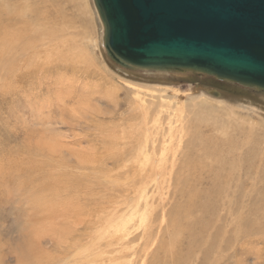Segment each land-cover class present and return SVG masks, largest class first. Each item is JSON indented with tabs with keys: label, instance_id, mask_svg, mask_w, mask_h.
<instances>
[{
	"label": "rangeland",
	"instance_id": "rangeland-1",
	"mask_svg": "<svg viewBox=\"0 0 264 264\" xmlns=\"http://www.w3.org/2000/svg\"><path fill=\"white\" fill-rule=\"evenodd\" d=\"M16 1L18 7H12ZM0 8V17L13 29L8 33L17 38V45L6 49L11 53L0 55V264H174L181 259L167 253L171 229L160 230V243L149 248L142 263L134 256L144 242L136 241L142 227L125 239L126 220L137 223L140 215L126 210L133 211L139 202L141 209L162 213L156 181L133 184L130 175L125 177V160L136 167L135 151L142 140L136 92L146 103L160 102L147 94V87L166 94L164 104L173 95V105L194 120L189 126L191 133L197 132L194 138L187 133L185 140L211 137L222 147L216 155L198 153L194 172L176 161L163 184L165 209L184 201L189 184L199 179L195 189L201 196L211 194L218 201L224 196L219 192L228 191L243 216L248 206L237 203H254L255 227L264 229V205L258 204L264 202L263 93L201 73L118 66L102 47V24L93 0H0ZM43 37L45 44L39 46ZM210 126L217 130L211 132ZM119 235L125 241L106 246ZM181 239V253L188 245L194 248H189L192 257L180 264H234L238 257L243 264H264V232L237 234L230 250L236 248L238 256L232 259L227 255L219 260L213 250L202 258L204 247ZM258 247L260 254H253Z\"/></svg>",
	"mask_w": 264,
	"mask_h": 264
},
{
	"label": "water",
	"instance_id": "water-1",
	"mask_svg": "<svg viewBox=\"0 0 264 264\" xmlns=\"http://www.w3.org/2000/svg\"><path fill=\"white\" fill-rule=\"evenodd\" d=\"M107 57L201 73L264 94V0H93ZM129 65V66H127Z\"/></svg>",
	"mask_w": 264,
	"mask_h": 264
},
{
	"label": "bare ground",
	"instance_id": "bare-ground-1",
	"mask_svg": "<svg viewBox=\"0 0 264 264\" xmlns=\"http://www.w3.org/2000/svg\"><path fill=\"white\" fill-rule=\"evenodd\" d=\"M7 2H8V0H7ZM1 3L5 4L6 2H1ZM18 5H19V2H17L16 5H12V7H15V6L18 7ZM6 7H7V4H6ZM1 8H2V6H1ZM7 9H9V8H7ZM6 11L9 14L13 13V12H10L9 10H6ZM3 12H5V11H3ZM8 13H6V14H8ZM50 14H51V12L49 13V15ZM6 20H9V19H6ZM11 20L16 22L15 17H13ZM40 20L41 19H39L40 24L44 23V22H41ZM18 21H20V20H18ZM45 21H46V18H45ZM16 23H15V25H16ZM45 23H47V22H45ZM52 23H54V22L52 21ZM63 23H62V25H63ZM65 23H67V22H65ZM8 24H7V22H5V20H3L0 17V34L2 36V38L0 39V43L2 42L1 44L4 45L2 48H0V55L3 54L5 57L7 56V52L9 51V49H11V47L13 45L14 46H15V44L17 45V43L13 44V42L17 41L16 36H13L12 34L8 33V30L11 28V25L8 28ZM101 24H102V22H101ZM12 26H14V25H12ZM18 27H20V26H18ZM23 27H25V26H23ZM26 27H27V25H26ZM43 27H45V26H43ZM20 28H22V27H20ZM38 28L39 27H37L36 29H38ZM36 29H34V30H36ZM39 29H41V28H39ZM66 29L68 30L67 27H66ZM11 30H13V29L11 28ZM27 30H28V28H27ZM44 30L42 32H44ZM16 31H17V28H16ZM29 31H30V29H29ZM33 33H36V32H33ZM67 33H68V31H67ZM19 35L20 34H18V37H19ZM60 35H61V33H60ZM62 35H63V33H62ZM42 39H44V37L41 38V42H40L39 46H43L45 44V42ZM53 41H55V40H53ZM103 42H104V37H103V25H102L101 43H102V47L104 48ZM20 43L21 42H19V44ZM26 43L29 44L27 40H26ZM7 48H9L8 51L6 50ZM43 48L44 47H42L41 49H43ZM46 49L47 48L45 47V50ZM104 50H105V48H104ZM16 52H18V50ZM9 64H10V62H9ZM127 66H129V65H127ZM137 69H139V68H137ZM3 75H1V76H3ZM2 82H4V81H1V83ZM135 86H138L139 88H144L141 85H135ZM146 90H148L147 94L151 95L153 98H157V100H159L160 102H155L156 99H150L152 101L146 103L147 98H143V97H140L137 95V94L141 95V93H139V91L136 92V96L134 95L135 96L134 99L137 100L135 105L138 103V105H136V108L139 109V111L137 113L142 118L141 124H137V126H138L137 129L142 134V140L138 142L136 151L134 149H132L135 151V153L137 155L136 156L137 159L134 163H136L138 166L137 165H136V167L132 166L129 163L130 161L125 156V159H127V161L125 160V177H129V175H130V178H133V184L136 181L143 182L144 179H147V178H149V180H148L149 183L156 181L157 182V189L160 193L157 201H158V204L160 202V204L158 206L161 207L162 213H160V211H158L159 212L158 214H153L152 213L153 209H141L139 202L134 206L133 211L130 212L129 210H126L127 212H129L130 215L131 214H140L139 219H138L139 222L137 221L138 224L136 222H132L133 220H135L133 218H128L126 220V223H125V239H129L130 235H132V236L136 235V234H133L135 232V231L133 232V230L137 229L136 231H138V230H140L139 228L142 227L141 228L142 233H141L140 237H138V239L136 238L137 239L136 241L139 242V241H142V239H144V242H143V245H140L142 247L135 250L134 256L136 258H138L137 259L138 261L140 260L139 262L142 263L144 258H146L148 256V252H150L149 248L153 247L152 245L154 243H155V245H158V243H160L159 241H161V237H162L159 235L160 230H162L163 232L165 230V231L170 233V229H171L172 233L168 237L169 238L167 241L168 244H166V245H168V246H166L168 248L167 253L170 252L169 256L171 255V252H172V254L177 253V254H179L178 257H180L182 259V261H185V259H187L188 257H192V255H190L191 252L189 251V248H194V247H189V245H188L187 251L185 254L183 252L181 253L178 249L179 241H180L179 239L186 237L188 239L187 242H189L191 240V242L195 243V241H197V245H199V247L200 246L204 247V249L203 248L201 249L202 250V258H205L211 250L216 251L217 254H219V260L221 258H224L227 255H229L230 259H232V257H236L238 250H236V248H232L233 250L231 253L230 247H231V245L235 244L234 240H235V237L237 234L238 235L239 234L249 235V233H250V234H254L255 236H257V235H260L261 232L262 233L264 232V229H257L255 227V222L257 219L251 213V210H252L253 206H255V204L252 202L251 203L249 202L248 204L243 205L239 201V203H237V204H239L240 207H243V206L247 207L248 206V208H247L248 213L246 214L247 216L246 215L243 216V213H242L243 210L240 212L238 205L234 204L236 202L232 199V194H227L228 191H226L225 194H221L219 192L218 196L219 195H224V196H223V199H218V201L215 200L213 197L211 199L209 197V196H211V194L209 196H207V195L201 196L195 189V184L200 182L201 180L195 179L193 181V183L189 184V186L187 187V191H188L189 195L186 197V199L182 202L175 203L174 205H172L168 209H165V205L163 202V196H162L163 184L165 183L166 174L168 173V171H171L174 168L176 161L179 160V161L184 162L186 169L189 170L190 172H194L196 167H197V162H200L199 160L201 159V155L198 156L197 155L198 153L201 154V151H203L204 154L208 153L209 155H216L220 152V150H222V147L218 141H216V140L213 141V138H212V141H210L211 137L206 138L207 140H200V141L199 140L194 141L191 138H187L185 140L187 133H191V129H192V127L190 129L189 123L194 124V120L191 118H188L187 116H185L183 114L184 109L182 107H175V105H173L174 103L171 101L174 98L173 95L172 96L170 95L169 103L165 102L166 104H164L163 100H165L164 96L166 94H164L162 92H158V89H153V88L147 87ZM114 95L115 94L113 93V96ZM71 97H73V96H71ZM207 98H209V97H207ZM142 101H143V103H142ZM177 104H178V102H177ZM82 108H85V107H82ZM83 111H86V110H83ZM245 111L248 113L253 112L252 110H248V109H245ZM131 112H133V109L131 110ZM210 127H211V129H210L211 132H214V130H217V128L215 126H210ZM196 132L197 131L191 133V136L193 138H194L193 135ZM189 136H190V134H189ZM212 137H214V136H212ZM235 143L238 144V142H235ZM191 155L192 156L197 155V156L193 158ZM190 156H191V158H190ZM130 181H131V179H130ZM130 181L125 183V193L127 194V196L129 195V190L127 191L126 188L129 185ZM251 199H252V194H251ZM258 204L264 205L263 200H259ZM152 214H153V216H158V219H155V218L153 219ZM160 217H161V220L159 221ZM155 220H156V222H155ZM145 222H148V223L145 224ZM163 223H165L166 226H163ZM233 224L234 225L236 224V226L233 227ZM225 225H226V227H225ZM229 225L232 226V228L230 227V229H228ZM253 227L255 229H253ZM227 233L228 234L230 233V236L225 238L226 236H228ZM121 236L122 235L117 236L116 239L114 240V242L113 241L107 242L106 246L107 247H110V246L112 247L113 245L118 246V244H120V241L124 240L121 238ZM201 238L204 239V241H201ZM253 239H255V241L259 240V238H254V237H253ZM249 242H251V238L249 239ZM206 243H207V246L205 247ZM253 243H254V241H253ZM138 245H139V243H138ZM173 245H175L176 247ZM172 247H175V252L172 251ZM135 249H136V247H135ZM195 249L197 250V247ZM111 250H114V249H111ZM223 250H224V252H223ZM225 250H226V252H225ZM228 251H229V253H228ZM254 252H252V253L255 255H259L260 254V248L258 249V251L256 250V252L255 253ZM200 254H201V251H200ZM216 255H215V258H216ZM194 257H196V256H194ZM239 258H241V257H238L236 259V262L234 261V264L235 263L243 264L242 263L243 261H241V263L239 262L240 261ZM181 259H179V260L181 261ZM241 259H243V257ZM138 261H137V263H138ZM178 261H174L173 263L174 264H180ZM190 261H189V263H190ZM244 261H245V259H244Z\"/></svg>",
	"mask_w": 264,
	"mask_h": 264
},
{
	"label": "trees",
	"instance_id": "trees-1",
	"mask_svg": "<svg viewBox=\"0 0 264 264\" xmlns=\"http://www.w3.org/2000/svg\"><path fill=\"white\" fill-rule=\"evenodd\" d=\"M239 91H242L241 89H239Z\"/></svg>",
	"mask_w": 264,
	"mask_h": 264
}]
</instances>
